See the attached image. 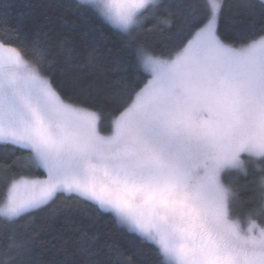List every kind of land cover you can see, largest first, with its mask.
Returning a JSON list of instances; mask_svg holds the SVG:
<instances>
[{"label":"snow or ice","instance_id":"snow-or-ice-1","mask_svg":"<svg viewBox=\"0 0 264 264\" xmlns=\"http://www.w3.org/2000/svg\"><path fill=\"white\" fill-rule=\"evenodd\" d=\"M172 7L43 6L46 20L63 9L108 25L115 50L82 52L88 33L54 25L0 39V146L20 153L0 165V264H134L99 228L42 240L53 224L32 228L35 214L60 197L109 215L157 264H264V0L238 5L244 19L225 0Z\"/></svg>","mask_w":264,"mask_h":264},{"label":"trees","instance_id":"trees-1","mask_svg":"<svg viewBox=\"0 0 264 264\" xmlns=\"http://www.w3.org/2000/svg\"><path fill=\"white\" fill-rule=\"evenodd\" d=\"M55 2L57 0H2L0 2V20H6L8 28L5 31L3 26L0 25V39H5L13 46H19L22 42L27 44L32 32L38 27L43 25L45 30H47L50 25H54L57 33H63L65 29H68L66 34L77 40H79L83 33H88L87 40L81 42L82 52L89 44H95L101 51H107L109 48L115 50L122 46L123 38L116 34L108 25L102 24L98 20L79 16L78 14L63 9H58L50 13L51 20H46L43 14V6ZM244 2L245 0H225V14H228L230 8L231 12L236 14L237 19H244L246 9L238 7V5H242ZM165 3L172 4L171 11L178 14L179 10L175 8L177 0H165ZM5 5H10V7L5 8ZM64 21L68 23L65 24ZM154 23L155 21L150 20L146 26L150 27ZM18 26L20 27L19 40L15 38L16 33L14 31ZM95 28H100L103 31V36L99 32L94 31ZM155 39L158 45L162 47L164 41L158 35ZM17 155H20V153L14 151L11 147L0 146V165H3L5 162L11 163ZM244 179V177H240L241 181ZM248 179H251V177ZM3 191L4 185L2 179H0V199H2ZM251 195V191L242 193L244 197ZM93 220L95 223H93ZM49 221L53 224V227L48 232L42 234V240L59 243L55 239L56 237L72 235L77 228H87L89 231H94L96 228H99L106 239L116 242L121 249L131 256L134 264H157V257L152 245L142 242L134 233L117 229L109 215L98 213L95 209L83 202L77 203L74 199L60 197L43 211L35 214V220L32 222L31 227L35 228ZM25 230L30 229H17L18 232ZM6 234L7 230L0 227V241L5 238ZM50 247L51 245L44 246L45 250L43 251V255L45 259L53 255L52 251L47 250Z\"/></svg>","mask_w":264,"mask_h":264}]
</instances>
